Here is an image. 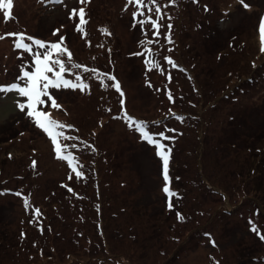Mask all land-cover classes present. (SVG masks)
<instances>
[{"label":"rangeland","instance_id":"obj_1","mask_svg":"<svg viewBox=\"0 0 264 264\" xmlns=\"http://www.w3.org/2000/svg\"><path fill=\"white\" fill-rule=\"evenodd\" d=\"M126 3L14 0L7 22L0 11V36L24 31L56 42L62 35L73 62L112 69L126 109L144 118L154 138L166 129V136L174 137L160 138L170 149L168 184L174 195L163 192V165L155 146L117 118L121 97L102 86L108 83L103 77L82 72L90 91L52 90L61 105L48 109L52 118L72 124L77 130L65 129L66 135L80 138L63 141L85 173L79 179L55 157L50 138L16 107L18 97L0 94V138L5 140L0 144V264H52L44 254L27 257L34 242L41 247L53 243L62 250L61 262H69V253L82 264H264V173H251L254 148L264 145L259 139L264 133L259 35L264 0H244L248 8L240 0H175L162 9L160 37H152L145 26L147 39L159 40L150 45L139 43L146 37L133 22L135 8L125 10ZM80 7L86 11L84 32L75 28L79 17L69 16ZM169 31L171 43L164 35ZM14 39H0V83L14 81L28 59L14 48ZM144 46L153 50L164 72L145 64L148 53L136 54ZM165 56L179 67L168 65ZM61 58L67 59L66 54ZM168 87L172 100L168 93L161 96ZM99 178L108 216L104 233L95 229L98 220L90 207L96 203L93 185ZM53 205L60 206L58 211ZM44 213L47 220L33 232L32 224ZM57 213L62 218H55ZM43 229L47 235L42 236ZM23 236L28 251L20 248Z\"/></svg>","mask_w":264,"mask_h":264},{"label":"snow or ice","instance_id":"obj_2","mask_svg":"<svg viewBox=\"0 0 264 264\" xmlns=\"http://www.w3.org/2000/svg\"><path fill=\"white\" fill-rule=\"evenodd\" d=\"M55 2L60 4L63 3V0H55ZM79 2L81 4H85L88 2V0H79ZM193 2L198 3L199 0H193ZM240 2L245 8L250 7L247 3H244V0H240ZM174 3L175 0H167V3L163 5L159 3L158 0H127L125 10L128 9L129 5L135 8V10L131 13L133 22L134 24H138L141 27V30L146 37L145 40L139 42L141 45H144L145 43L149 45L153 43H159L158 39H147L148 28L145 26H150L152 30V37H160L162 35L160 29L163 27L161 21L165 19V14L162 9ZM13 7L14 0H0V11L3 12V17L6 22L13 15ZM205 10H207L206 5ZM69 16L79 17V21L75 24V28L78 31L84 32V28L82 26L86 25L87 23L85 8H73L69 12ZM167 19L170 20L171 17H167ZM167 27L170 30L172 25L169 23ZM103 31L108 33L106 28ZM57 32H59V29L54 30L53 34L55 35ZM108 34L110 35V33ZM164 35L166 42L171 43L170 31ZM259 35L261 51H264V16H262L259 21ZM5 37H15L13 40L14 48L22 50L20 55L23 56L27 54L28 59L21 64L20 70L14 81L0 83V94H14L18 97L14 101L16 107L28 118H30L37 128L42 130V132L45 133L48 138H50L51 144L54 146L53 150L55 157L61 161L67 162V166L72 170V173L75 174V178L79 179L84 177L85 173L82 170V166L78 164L77 157L72 151L68 150L70 145L64 143L63 141L80 140V138L78 136L66 135L65 129H73L74 126L71 124L61 123L58 120L52 118L48 109H59L61 107V105L57 103V100L53 96L52 90L79 89L81 92L86 90L90 91V85L82 75V72H87L92 73L97 79L103 77L104 80L111 82L103 83L102 86L105 88H114L115 91L119 93V96L121 97L119 103L122 106L121 112L123 115L117 118L123 119L130 129H134L140 134L141 139L155 146L156 154L161 158L163 165V180L165 182L163 185V192L169 197L174 195V193L170 191L168 184L170 179V149L165 150L167 146L162 142V139H174V137L166 136V131H168L166 129L164 131H158L155 136H158L159 138H154V134L147 129L146 121L135 119L123 109V105L125 103L123 97L125 94L122 91L120 83L115 75L108 72L101 73L96 68H89L81 63L73 62L72 52L67 47L62 46L65 39L62 35L58 37L56 42H48L43 39L35 38L33 36L27 35L24 31L6 32L3 36H0V39H4ZM144 53L149 54L144 61L146 65L150 64L152 68H159L161 72H164V69L161 67L160 63L154 58L153 50L151 48H145L143 53L136 54L144 55ZM65 54L67 59L61 58ZM163 59L171 67H179L175 64L170 56H165ZM168 79H171L170 74ZM168 97L170 100H172L170 91L168 93ZM172 115L173 118L181 122L184 119L183 116L177 115L175 113ZM170 131L175 132L176 130L171 129ZM81 143H83L86 147H92V149L95 150L94 146L87 145L86 142ZM71 147L78 146L71 145ZM32 164L35 166L36 161L33 160ZM68 179H73V176L69 174ZM64 187H66L69 192L73 191L72 188L68 187L67 185H64ZM16 195L19 196L22 194L17 192ZM27 205L28 202L25 199L26 208ZM168 207L171 208L172 204L169 203ZM35 213L37 216H39L40 210L38 208L35 209ZM252 230H256L254 225L252 226ZM205 235L210 236L209 233H206ZM260 238L264 240V235H261ZM212 243L215 245L214 240Z\"/></svg>","mask_w":264,"mask_h":264},{"label":"trees","instance_id":"obj_3","mask_svg":"<svg viewBox=\"0 0 264 264\" xmlns=\"http://www.w3.org/2000/svg\"><path fill=\"white\" fill-rule=\"evenodd\" d=\"M183 5V3L182 2H180L179 4H177L176 6H177V9H179L181 6ZM33 36V35H32ZM35 37V36H34ZM144 49H145V46H144V48H142V50L141 51H139V53H143L144 52ZM147 55V54H146ZM83 65H85V66H87V67H89L86 63L85 64H83ZM89 68H96V69H98L99 70V72H108V73H111V74H114V72H113V70L112 69H109V70H103V68H100V65H91V67H89ZM88 76H94L92 73H87V72H85ZM117 80L119 81V83H120V80L117 78ZM252 81V80H251ZM108 83H111V82H109L108 81ZM237 85V87L238 88H240L241 89V84H236ZM171 86V85H170ZM109 88H111V87H109ZM169 88L170 87H168V88H165V89H162V90H160V92H161V96L163 97V96H165L167 93H168V90H169ZM110 90H114L115 91V89L114 88H111ZM116 92V91H115ZM117 94H119V93H117ZM195 105V104H194ZM121 105L119 104V106H118V108H117V110L115 111L116 112V114L117 115H119V117L120 116H122L123 115V113L121 112ZM126 107H127V105H126V103H124V105H123V109L129 114V115H131L132 117H134L135 119H137V120H143L144 118H142V117H138V116H136V115H134L133 113H131L130 111H129V109H126ZM106 111V110H105ZM107 112V111H106ZM166 115V114H165ZM72 125V124H71ZM73 130L74 131H76L77 129H76V127H74L73 128ZM1 139V138H0ZM258 139V138H257ZM257 139H254V141H257ZM259 139L261 140L260 142H264V133L261 135V136H259ZM3 141H5V140H2L1 139V141H0V144L1 143H3ZM254 150H256V152H257V154L256 153H253V155L255 156V160L253 161V168L251 169V173H253L252 175H260V174H263L264 173V162H263V164H261V161L262 160H264V145H263V147H259V146H257V147H255L254 148ZM73 154H74V152H73ZM260 159H261V161H260ZM258 162H260V163H258ZM261 170V171H260ZM91 182V181H90ZM72 186V185H71ZM73 186H75V185H73ZM93 186H96V191L98 192V193H96V200L95 201H93V202H96L93 206H90L91 207V209H92V214L93 215H95V217H96V219L98 220L97 221V223H95V229H97L100 233H104V225H103V222H106L107 223V219L105 218V217H108L107 215H105V210H106V208H105V204H103V203H101V201L102 200H104V196H102L101 194H99V192H100V186H102V184H101V182H100V178L99 179H97V182L96 183H94V185ZM264 189L263 188H261V192H264L263 191ZM76 196H77V194H76ZM75 196V197H76ZM77 198V197H76ZM224 199H226V197L224 196ZM107 200L109 201V199L107 198ZM72 205V204H71ZM60 206H57V205H53V208H54V210L56 209V211H58V208H59ZM76 206L73 204L72 205V209H74ZM124 211V210H123ZM57 217H59V218H62V216L60 215V213L58 214H55V218H57ZM105 218V219H104ZM95 219V220H96ZM36 220V219H35ZM47 220V216H46V214L44 213L42 216H40L39 218H37V220L35 221V223L34 224H32V227H33V229H32V231L33 232H35L36 231V228H37V226H39V225H42L43 224V222H45ZM108 224H109V222H108ZM31 231V232H32ZM43 231H44V229H43ZM45 231H47L48 232V230H45ZM44 231V234L42 235V236H44V235H47L46 234V232ZM21 233H23V234H25V232H24V230H22V231H20ZM61 233L60 232H58V235H60ZM26 235V234H25ZM27 236V235H26ZM26 236H23V239L22 238H20V243H19V245L21 246L22 245V247H20V248H22L23 250H29L28 248H27V245H28V242H27V237ZM0 240H2V238H0ZM36 242H34V245H33V247H32V249L31 250H29L31 253H30V255H27V257L29 256L30 257V260L32 259V260H35V258H37L38 256L40 257V258H43L42 257V255L44 254V256L47 258V261H50L52 264H69V262H70V264H82L81 262H80V260L78 261V260H76L75 261V259H70V254L69 253H66V255H67V259L69 260V262L68 261H66V262H61L59 259H58V256L60 255L59 254V252H61V251H58L54 246H53V243L50 245V244H46L45 246H43V247H41V246H37L36 244H35ZM16 245H18V243L17 244H14V246H16ZM30 245V244H29ZM37 247V248H36ZM35 248V249H34ZM37 249V250H36ZM34 250H36V253L34 252ZM57 250V251H56ZM45 254H47V255H45ZM36 255V256H35Z\"/></svg>","mask_w":264,"mask_h":264}]
</instances>
